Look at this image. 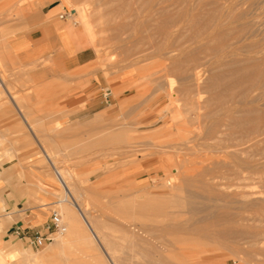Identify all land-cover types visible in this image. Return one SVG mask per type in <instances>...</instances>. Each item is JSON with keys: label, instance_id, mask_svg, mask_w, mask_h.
<instances>
[{"label": "rangeland", "instance_id": "obj_1", "mask_svg": "<svg viewBox=\"0 0 264 264\" xmlns=\"http://www.w3.org/2000/svg\"><path fill=\"white\" fill-rule=\"evenodd\" d=\"M33 1L0 0V35L8 32L7 22L20 17V6ZM48 1L59 4L57 13L71 11L84 32L80 14L87 15L93 59L56 77L50 61L30 66L14 61L0 38V80L6 87L0 86V176L11 193L19 188L45 218L57 210L65 230L46 229V218L2 239L10 217L0 208V264H264V124L247 121L250 110L249 118L264 114V0H216L213 6L214 0ZM159 2L170 14L184 13L183 24L167 35L155 21ZM198 3L217 11L223 24L243 30L242 38L222 49L198 53L195 64L203 71L198 87L190 83L192 90L197 87L194 91L208 99L210 79L260 62L257 82L234 88L246 91L243 96L215 106L227 108L229 116H246L247 122L231 124L226 112L212 105L215 111L204 108L205 117L204 106L197 111L181 94H166L170 86L189 84L170 60L196 51L212 32L195 39L185 22L202 11ZM90 81L94 88L87 98L97 101L96 108L70 117L69 103L80 107L84 101L72 96L81 95L76 90ZM51 164L65 174L71 197L64 195ZM44 194L52 203L42 204ZM71 200L84 210L103 247ZM224 209L245 213L243 223L257 231L239 229L222 238L210 228H195L217 223ZM71 226L77 232L70 234Z\"/></svg>", "mask_w": 264, "mask_h": 264}, {"label": "crops", "instance_id": "obj_2", "mask_svg": "<svg viewBox=\"0 0 264 264\" xmlns=\"http://www.w3.org/2000/svg\"><path fill=\"white\" fill-rule=\"evenodd\" d=\"M58 6L59 4L48 0L25 2L20 6V17L7 22L4 28L8 32L0 35L6 53L14 61L23 66L50 61L56 69V77L59 76L58 74L71 70L79 71L93 59L86 33L70 18H59ZM1 56H3L2 53H0V59H2ZM42 72L46 73L41 70L38 73ZM60 76L63 77V75ZM90 84L76 90L81 91V95L72 96L73 100L83 99L84 101L80 107L74 106L75 102L69 103L67 107L72 110L70 117H76L79 113L96 108L97 101L87 98L94 88L93 81H90ZM0 86L6 90L1 80ZM13 104L15 106L14 102ZM23 117L26 126L30 129L31 126ZM35 139L37 140L36 136ZM39 180L44 181L41 177ZM42 196L40 198L42 204L52 203V199L47 195ZM29 204L19 188H15L11 193L5 178L0 176V208L10 217L8 226L1 235L2 239L8 235V232L13 234L15 229L24 231L33 228L49 218V215L45 218L44 213L36 212L33 206L35 203Z\"/></svg>", "mask_w": 264, "mask_h": 264}, {"label": "bare ground", "instance_id": "obj_3", "mask_svg": "<svg viewBox=\"0 0 264 264\" xmlns=\"http://www.w3.org/2000/svg\"><path fill=\"white\" fill-rule=\"evenodd\" d=\"M181 1L182 0H176V2L179 4V3H181ZM211 2V0H207V2ZM216 0H214V2L212 1V3H210L212 6H213V4L214 3H216L215 2ZM246 1H248V0H246ZM200 2V4L201 3H203V2H201V1H199ZM144 4H146L145 2H144ZM199 4V3H198ZM199 4V5H200ZM203 4H205V2L203 3ZM202 4V5H203ZM217 4H218V1H217ZM204 6V5H203ZM211 6V7H212ZM234 6V5H233ZM200 7H202L201 5H200ZM206 8H208V7H206ZM206 8L204 7V9H203V7L202 8H200V9H202V11H197V12H194V13H191V15L188 17V19L185 21L186 22V24H187V26L189 27V28H191L192 29V35H194V36H196V38L195 39H197V36H199L200 37V35L202 36V34H204V32L207 30V29H209V28H211V30H212V32H211V34H209L208 33V36L210 35V37H207V38H209L208 39V41L207 42H205V43H203V45H201L200 47H198L197 46V50L195 51V49H194V51H190V52H188V53H186V54H184L183 55V57L181 58V59H175V60H170L171 61V63H170V67L172 68V69H174V70H176L177 72H179L180 74H182V75H184L185 77H187L188 78V80H187V82L189 81V84H186V85H183V86H181L179 89H177V90H174L173 88H172V86H170L169 88H168V90H167V96L169 97V98H171L172 96H173V94H174V92H177V93H179V94H181L185 99H186V104H190L191 106H192V108L194 109H197V111L199 110V109H201L203 106V109H201L200 110V112L202 111V110H204V108H209V109H206V110H210V107H211V105L212 106H214V108H215V106L216 107H219V106H222L225 102H230L231 100H234L233 98H235V96H237L238 94L240 95V93H244V92H246V91H242V92H239V93H237V91L236 92H234V88L236 87V86H241L242 88H245V89H247V88H249L250 86H252V85H254V83L255 82H257V79H258V77H259V75H260V73H261V63L263 64V62H264V60H262L261 61V63L260 62H258V61H255V60H253V62L252 63H250V64H247V65H243V66H240V67H236V68H234V69H232V70H230L229 72H228V74H226V75H223L224 73H222V74H219L218 76H216V77H213L212 79H210V81H209V83H208V85H207V88L211 91L210 92V96H209V98L208 99H205L206 97V95L204 96V97H202L203 95L201 94L202 93V91H201V93H199L197 90H196V92L194 91L195 90V88H197L198 86V83L200 82V78H201V74H202V71L203 70H201V68H200V66L199 65H197V64H195L196 63V61H198V53L199 52H202V51H204V50H211V51H217V50H220V49H222L223 47H225L227 44H228V42L231 40V39H235V38H237V37H239L240 36V34L242 33V28L241 27H236V26H231L229 23H228V21H226L227 22V25L226 24H223L222 22H220L219 21V17L216 15V14H218L217 13V11H216V13H215V11H212V9H210V10H208L207 9V11H206ZM212 8H214V7H212ZM230 8V7H229ZM229 8L227 9V10H229ZM234 9V8H233ZM204 10V11H203ZM215 10V9H214ZM219 10V9H218ZM156 12H157V17H156V20L155 21H157L156 23H157V25H158V29H159V31L161 32V34L162 35H167V34H169L170 33V29L173 27V26H177V25H180V24H183V20H182V17H183V15H184V13H183V11H180V9H179V11H176L175 13H169L168 12V5H162L160 2L158 3V7H157V9H156ZM227 13H228V11H227ZM222 15V14H221ZM80 16L82 17V19H83V24L85 25V28L87 29H85V32H86V34H88V32H89V27H90V24H91V22H89V20H88V17H87V15L86 14H80ZM221 17V16H220ZM233 17V16H232ZM228 20H230V19H228ZM232 21H234V20H232ZM231 21V22H232ZM261 21V20H260ZM259 23V22H258ZM246 24V23H245ZM261 24V23H260ZM248 25V24H247ZM239 26H240V23H239ZM179 27V26H178ZM249 27V26H248ZM251 28V27H250ZM157 29V28H156ZM210 32V31H209ZM207 35H205V37H206ZM241 37V36H240ZM242 38V37H241ZM240 39V38H239ZM200 40V39H199ZM203 40H205V39H203ZM207 40V39H206ZM201 41V40H200ZM202 42V41H201ZM231 43V42H230ZM244 44V43H243ZM242 44V45H243ZM241 45V46H242ZM174 55V54H173ZM182 55V54H181ZM253 55V54H252ZM168 57L169 58H171L172 57V55L171 54H169L168 55ZM174 57V56H173ZM173 57H172V59H173ZM262 57V56H261ZM175 58V57H174ZM241 64V63H240ZM263 74V73H262ZM261 74V75H262ZM231 78H233L234 80L233 81H229V79L231 80ZM190 83L192 84V85H195V86H197V87H194L193 88V90H192V87H191V85H190ZM221 86V85H224V89H221V90H218V89H216V87L217 86ZM244 90V89H243ZM194 91V92H193ZM239 91V90H238ZM208 93H209V91H207ZM206 91H205V93H207ZM208 93H207V95H208ZM211 93H212V95H211ZM199 94H200V96H201V99L203 100L202 101V103L204 102V104H202V106H201V104H200V96H199ZM203 94H204V92H203ZM247 94V93H246ZM245 94V95H246ZM194 96H196V97H194ZM241 96H243V95H240V97ZM193 97H194V99H193ZM193 99V100H192ZM14 101V100H13ZM15 102V101H14ZM208 104H210V105H207ZM228 104L229 103H227V105L225 104V106H228ZM230 105H232V103H230ZM16 106V105H15ZM205 106H207V107H205ZM15 108H17V107H15ZM19 108V107H18ZM214 108H212L211 107V109H214ZM222 108V110H224V112H222V114L223 113H225L227 110L225 109V107H221ZM229 108V107H228ZM216 109V108H215ZM215 109H214V111H215ZM219 109V108H218ZM218 109H216V110H218ZM231 109H233L232 108V106L230 107V111H231ZM220 110V109H219ZM218 110V111H219ZM222 110H220L219 112H221ZM236 110V109H235ZM214 111H212L211 110V112H213L214 113ZM237 111V110H236ZM252 110H250V112H251ZM254 111V110H253ZM20 112V111H19ZM204 112H205V110H204ZM204 112H202V113H204ZM238 112V111H237ZM239 112H241V111H239ZM246 112H248V111H246ZM250 112H248L247 114L249 115V113ZM201 113V114H202ZM206 114H204L205 115V117H207V115H209V114H207V112H205ZM228 112H226L225 114V116H226V118H228L227 120L228 121H230L231 122V124L232 123H234V124H236V123H238V122H241L242 121V119H243V121L248 117V123H249V121H250V123L253 125V122L254 121H257V123L259 124V123H262V124H264V114H261V115H259V114H257V115H259V116H257V117H251V118H249L250 116H248L247 114H245V115H247V117L245 118V117H243L242 116V118H240L239 119V116H238V118H236V117H234L233 116V114L231 115V116H229L228 114H227ZM23 114V113H22ZM198 114H199V112H198ZM211 114V113H210ZM251 114V113H250ZM177 115H178V113L177 112H174V114L172 115V119H174L175 117H177ZM200 115V114H199ZM198 115V116H199ZM203 115V114H202ZM240 115V114H239ZM24 116V115H23ZM22 116V117H23ZM241 116V115H240ZM204 117V116H203ZM220 117V116H219ZM24 118V117H23ZM26 119V118H25ZM220 119H221V117H220ZM224 120V119H223ZM222 120V121H223ZM27 121V120H26ZM247 121H244V122H247ZM215 123H217V120L215 121ZM256 123V124H257ZM228 124V123H227ZM254 124H255V122H254ZM216 126H218V124L216 125ZM216 126H214L215 128H216ZM226 126H228V125H226ZM264 126V125H263ZM262 126V127H263ZM231 127V126H230ZM229 127V128H230ZM233 128V127H232ZM213 129V128H212ZM219 129V128H218ZM217 129V130H218ZM215 130V129H214ZM216 131V130H215ZM43 148V147H42ZM48 156V155H47ZM46 156V157H47ZM50 159V158H49ZM183 162V161H182ZM181 162V163H182ZM185 162V161H184ZM52 165V168H53V170H54V173H55V177H56V179H57V181L60 183V185L63 187V189H64V195L67 197V196H69V197H71L70 196V194H69V191H68V187H67V185H65V180H64V175L62 174V172H61V170L59 171V169L57 170V169H55V167L53 166V164H51ZM186 170V169H185ZM66 178V177H65ZM171 178L172 177H170V180H171ZM187 181V180H186ZM171 182V181H170ZM169 182V180H168V184L170 183ZM170 185H172V184H170ZM175 186V185H174ZM177 186V185H176ZM255 193V192H254ZM252 194V193H251ZM244 195H246V194H244ZM247 195H249V193L247 194ZM65 196H64V198L61 200L62 202H64V201H67V198H65ZM245 197V196H244ZM68 199H70V198H68ZM60 201V202H61ZM76 201V200H75ZM74 200L72 201L71 200V202H72V204L73 205H75L77 208V210L79 211V215L81 216V218H82V221L85 223V225L88 227V229H90L91 230V232H92V237H93V239L97 242V243H99L100 245H101V247H103L102 246V238H99V235L98 234H96V232L94 231V229L92 228V225L90 224V222L88 221V219H87V215L85 214V212H84V210H82L80 207H79V203L77 204L76 202H75ZM225 208V207H224ZM226 209V208H225ZM224 209V211H222L221 212V216L219 217V219H217L218 220V222H217V220H216V222L217 223H214L213 224V221L212 222H208V223H202L201 225H198V226H196L195 228L197 229V230H200V229H211L212 231H213V233L215 232V234H217V235H219V236H222V238H223V236H230V235H232V234H235V233H237V232H239V229L240 230H242L243 232L244 231H246V232H248V231H250V232H255V231H257V229H249L250 227H248L246 224H244L243 223V221L244 220H246L247 219V217L248 216H246V214L244 215L242 212H229V210L227 211V210H225ZM231 209H232V207H231ZM259 209V208H258ZM264 209V208H263ZM261 215V214H260ZM90 219V218H89ZM248 221V220H247ZM75 229L76 228H74L73 226H71L70 227V234L71 233H75V232H77V231H75ZM65 230V227H64V229L62 230V231H64ZM61 231V232H62ZM205 232H208V231H205ZM212 233V232H211ZM237 234H240V233H237ZM214 235V234H213ZM218 237V236H217ZM214 240V239H213ZM105 253L107 254V258H109L110 259V256L108 255V252L105 250ZM1 259V258H0ZM110 263V262H109ZM112 264V263H111Z\"/></svg>", "mask_w": 264, "mask_h": 264}, {"label": "built area", "instance_id": "obj_4", "mask_svg": "<svg viewBox=\"0 0 264 264\" xmlns=\"http://www.w3.org/2000/svg\"><path fill=\"white\" fill-rule=\"evenodd\" d=\"M72 16V12L71 11H68V12H63V13H58V17L59 18H70L71 21L73 23H75L74 20H72L71 18ZM44 227L48 230H56V231H62L64 229V226H63V223H62V220H61V215L60 213L53 209L49 215V218L47 220V222L45 223ZM22 231L19 230V229H15L13 231L14 234L18 235L20 234Z\"/></svg>", "mask_w": 264, "mask_h": 264}]
</instances>
